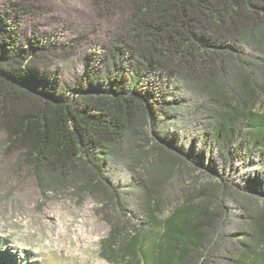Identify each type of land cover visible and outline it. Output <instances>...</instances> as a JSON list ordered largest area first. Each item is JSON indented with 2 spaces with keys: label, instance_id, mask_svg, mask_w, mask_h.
<instances>
[{
  "label": "trees",
  "instance_id": "trees-1",
  "mask_svg": "<svg viewBox=\"0 0 264 264\" xmlns=\"http://www.w3.org/2000/svg\"><path fill=\"white\" fill-rule=\"evenodd\" d=\"M97 1L120 32L71 82L47 70L73 44L0 14L8 145L42 189L101 204L112 264H264V0Z\"/></svg>",
  "mask_w": 264,
  "mask_h": 264
},
{
  "label": "rangeland",
  "instance_id": "rangeland-1",
  "mask_svg": "<svg viewBox=\"0 0 264 264\" xmlns=\"http://www.w3.org/2000/svg\"><path fill=\"white\" fill-rule=\"evenodd\" d=\"M0 14L22 38L40 33L74 45L72 51L59 49L47 70L65 82L94 66L93 52L115 40L121 28L120 15L97 0H0ZM182 117V129L192 133L196 116ZM236 168L246 176L257 169L240 163ZM116 172L126 183L129 172ZM110 229L93 197L42 189L31 164L0 129V259L5 264H112L100 254Z\"/></svg>",
  "mask_w": 264,
  "mask_h": 264
}]
</instances>
